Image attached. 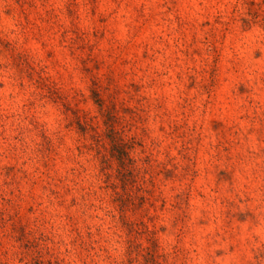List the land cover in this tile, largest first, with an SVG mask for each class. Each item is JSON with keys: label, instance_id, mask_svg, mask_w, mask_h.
I'll list each match as a JSON object with an SVG mask.
<instances>
[{"label": "rangeland", "instance_id": "374dc122", "mask_svg": "<svg viewBox=\"0 0 264 264\" xmlns=\"http://www.w3.org/2000/svg\"><path fill=\"white\" fill-rule=\"evenodd\" d=\"M0 264H264V0H0Z\"/></svg>", "mask_w": 264, "mask_h": 264}]
</instances>
